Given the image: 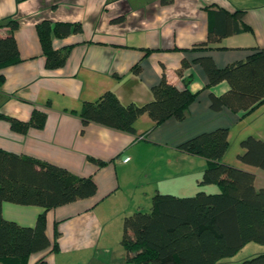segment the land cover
Wrapping results in <instances>:
<instances>
[{
  "label": "crops",
  "instance_id": "crops-1",
  "mask_svg": "<svg viewBox=\"0 0 264 264\" xmlns=\"http://www.w3.org/2000/svg\"><path fill=\"white\" fill-rule=\"evenodd\" d=\"M219 9L242 11L248 29L205 45L208 11ZM8 19L18 23L13 35L21 61L0 71V113L27 121L37 109L45 114V123L21 134L0 118V148L91 178L96 185L93 196L45 212L50 246L32 254L28 264H126L122 246L117 248L109 233L116 234L125 213L157 192L183 196L197 190L205 160L177 146L202 132L228 128L223 161L253 173L255 187L264 189V169L238 159L244 138L264 140V102L243 116L227 107L213 110L210 95L225 93L228 84L207 86L195 61L208 56L224 67L244 60L252 48H264V0H0V22ZM44 20L82 28L53 38L54 49L68 51L65 64L54 70L45 67L36 33ZM0 33L6 35L8 27L3 25ZM162 74L177 89L186 84L195 94L182 120L170 117L154 126L142 114L134 122V134L81 122L83 104L96 102L105 92L122 104L149 102L151 87ZM43 211L2 205L5 219L25 227H32Z\"/></svg>",
  "mask_w": 264,
  "mask_h": 264
},
{
  "label": "trees",
  "instance_id": "trees-1",
  "mask_svg": "<svg viewBox=\"0 0 264 264\" xmlns=\"http://www.w3.org/2000/svg\"><path fill=\"white\" fill-rule=\"evenodd\" d=\"M210 26L207 43L239 33L248 28L241 22L242 11L209 10ZM8 33H0V71L21 61L13 35L18 23L8 19ZM78 23L42 21L36 26L45 67L61 68L67 58V49L56 50L53 38L80 33ZM244 59L217 67L210 57L198 62L209 87L223 81L228 90L210 95V107H227L243 115L264 102V48H252ZM187 67L186 63L182 68ZM137 72L138 68H133ZM181 75V71L178 72ZM3 77L0 74V85ZM152 99L141 105L122 104L111 92H105L96 102L83 104L79 113L81 122L96 123L111 129L134 134V122L147 114L154 126L170 117L182 120L194 100L185 84L177 89L164 74L151 87ZM17 133L29 128L41 129L45 114L37 109L29 120L22 121L0 113ZM243 152L238 159L247 165L264 169V140L246 137L240 143ZM177 148L186 154L205 160V167L197 185H215L217 193L197 191L194 195L178 196L155 193L151 211L140 210L123 219L121 245L126 264H217L223 257L234 255L248 242L264 244V189H257L255 175L223 161L228 149V128L220 127L199 133ZM101 166L102 162L94 160ZM96 192L91 178L78 177L67 169L33 157L21 156L0 148V264H28L32 254L50 246L46 235L45 212L49 209L86 199ZM3 203L36 206L40 213L32 227L20 226L2 215ZM58 237L59 232H54ZM57 250L56 242L52 246ZM228 264V263H223ZM234 264H264V253Z\"/></svg>",
  "mask_w": 264,
  "mask_h": 264
},
{
  "label": "rangeland",
  "instance_id": "rangeland-1",
  "mask_svg": "<svg viewBox=\"0 0 264 264\" xmlns=\"http://www.w3.org/2000/svg\"><path fill=\"white\" fill-rule=\"evenodd\" d=\"M229 147V145H228ZM209 186V187H208ZM205 191L206 193H217L218 189L215 185H202V186H197L191 192H184V193H190L186 194L183 196H189V195H194L197 191ZM175 195V194H174ZM179 196V195H178ZM139 208H136V210H140L144 213H149L151 211V198H148V200H145L142 202L140 205H138ZM135 210V211H136ZM134 210H131L130 212H126L125 215L127 216L129 213H133ZM112 226L115 227L116 229L119 227L115 224V221L112 223ZM121 235H122V226L119 228V230L116 232V234L109 233L108 239L111 240L114 243V245L118 248L121 245ZM264 253V244H259L256 242H248L246 245H244L240 250H238L234 255L228 256V257H223L218 261L217 264H223V263H228V264H234V263H239L242 262L246 259H250L252 257H255L259 254Z\"/></svg>",
  "mask_w": 264,
  "mask_h": 264
},
{
  "label": "built area",
  "instance_id": "built-area-1",
  "mask_svg": "<svg viewBox=\"0 0 264 264\" xmlns=\"http://www.w3.org/2000/svg\"><path fill=\"white\" fill-rule=\"evenodd\" d=\"M128 159H129V158H124V159H123V161H124V162H127V161H128Z\"/></svg>",
  "mask_w": 264,
  "mask_h": 264
}]
</instances>
